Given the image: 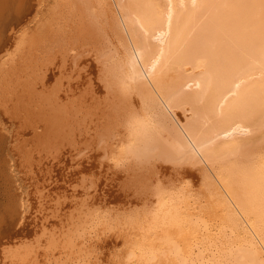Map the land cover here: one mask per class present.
I'll return each mask as SVG.
<instances>
[{"label":"bare ground","instance_id":"bare-ground-1","mask_svg":"<svg viewBox=\"0 0 264 264\" xmlns=\"http://www.w3.org/2000/svg\"><path fill=\"white\" fill-rule=\"evenodd\" d=\"M63 1L45 44L113 39L98 72L37 57L33 0H0V108L31 143L16 149L26 192L1 205L0 264H264V0ZM117 162L137 177L117 170L113 190ZM172 162L202 178L161 176Z\"/></svg>","mask_w":264,"mask_h":264},{"label":"rangeland","instance_id":"rangeland-1","mask_svg":"<svg viewBox=\"0 0 264 264\" xmlns=\"http://www.w3.org/2000/svg\"><path fill=\"white\" fill-rule=\"evenodd\" d=\"M41 1V2H40ZM33 0V11H34V13H33V18H31L32 20L29 22L30 24H27V25H29L28 27H27V32L28 33H30V34H33V33H40L41 31L43 32V30H44V32L43 33H40L41 34V36L38 34L37 36H40V38L42 39H38L37 37H35L36 36V34H35V36L33 37L34 38V40H35V38H37V40H33L34 42H35V46H34V49L32 50V52L34 53V54H37L36 56L38 57V56H40V58H42V60H44V59H46V58H49V55L51 54L52 56H53V54L54 55H57V56H54V57H56V58H54L55 59V61H57L58 60V62H59V59L62 57V59H60V61H64V62H66L65 64H66V66L64 65V67H67L66 69H68L69 68V70H67V72L68 71H71V69H72V71L71 72H73V73H76V71L78 72V73H80L81 72V70L83 71V72H81L80 74H81V76H83L84 75V77H85V74H86V76L88 75V71H89V69H91V70H97L98 69V66H100L99 64H100V62L99 63H97L98 61H100L99 60V56H100V54L99 53H101V51L104 49V51H106L105 49L108 47V45L106 44V42L108 41L109 43L111 42V41H114L113 39H110V41L107 39V40H105L104 41V39L102 40V38H101V41H99L100 40V38L98 39V41H92V40H90L89 39V41L91 42H89L88 40L86 41V43L88 44L87 46L86 45H84V44H86L85 42H84V44H83V41H82V43H81V41L79 40V39H74V41H76L75 43H77V40L83 45V48H84V50H79L80 48V45H79V43H77V45H73L74 46V48L71 46H68L69 45V43H70V41H71V43L72 44H75L74 43V41H73V39H71L70 41L69 40H67V41H65V43H63L62 44V41L64 42V40H60L61 38L63 39V37L61 36V38H60V36H56L55 38L54 37H49L50 36V34H49V30L47 31V29H48V26H47V24H51L52 25V20H53V16H54V14L53 13H55V11H53V10H57V9H60L63 5H64V7H62L61 8V11L62 10H64V11H62V13L63 12H66L67 13V8H66V6H65V4H63V0H60L61 2V7H60V3H58V5L57 6H55L56 4H57V1H55L56 2V4L54 5V1L53 0ZM59 2V1H58ZM39 4V5H38ZM55 6V7H58L59 6V8H56V9H52L53 7ZM40 7V8H39ZM54 7V8H55ZM39 9V10H38ZM52 9V10H51ZM36 10H38V13L36 14L35 13V11ZM59 11V10H58ZM57 11V12H58ZM37 12V11H36ZM60 12V11H59ZM61 12L59 13L60 15L62 14ZM65 13V14H66ZM49 14H51V16H52V19H51V17H50V15ZM56 14V13H55ZM31 15V13L30 14H28V16H25V17H29ZM58 14H56V16H57ZM63 15H64V13H63ZM63 15H61V17H63ZM67 15V14H66ZM66 15L64 16V19H65V17H66ZM55 16V17H56ZM24 17V18H25ZM31 17V16H30ZM58 17H59V15H58ZM58 17H56L55 19H57V20H59L60 21V19H63V18H60V19H58ZM64 19H63V21H64ZM56 21V20H55ZM58 21V22H59ZM46 23V24H45ZM53 23H54V21H53ZM56 23V22H55ZM54 23V24H55ZM60 23H63V22H60ZM64 23H67L68 24V21L67 22H65L64 21ZM45 24V25H44ZM50 24H49V26H50ZM52 25L53 27H52V29L55 27V25ZM66 24V25H67ZM26 25V26H27ZM59 25V24H58ZM62 25H64V24H61V28L63 27ZM44 26H45V28H44ZM65 26V25H64ZM66 27H68V26H65V27H63L64 29H66ZM43 28V30H41ZM49 29H51V28H49ZM64 29H63V31H64ZM66 30H68V29H66ZM37 31H39V32H37ZM45 31H47L48 33H46ZM46 33V34H45ZM51 34H52V32H50ZM65 33V32H64ZM43 34H45L46 36L49 34V36L47 37V44H45V35H43ZM61 34V33H60ZM66 34V33H65ZM34 35V34H33ZM53 35V34H52ZM62 35V34H61ZM54 36V35H53ZM64 36V35H63ZM43 37H44V40H43ZM105 37V36H104ZM107 37V36H106ZM49 38V39H48ZM53 38L56 40V42H55V40H53ZM56 38H58V39H56ZM64 38H65V36H64ZM110 38V37H109ZM85 40H86V38H84ZM88 39V38H87ZM93 39V38H92ZM40 40L42 41V42H40ZM58 40V41H57ZM59 40H60V42L61 43H58L59 42ZM84 40V41H85ZM32 41V42H33ZM37 41V42H36ZM48 41L49 42H53V43H51V44H55L54 46H55V48H54V46L53 45H51V46H48ZM102 41H104L105 42V45H107L106 47H102V45H104L103 44V42ZM55 42V43H54ZM67 42V43H66ZM94 42H97V43H95V44H92V43H94ZM101 42H102V44H101ZM37 43V44H36ZM70 43V45H72ZM90 43V44H89ZM98 43H100V45H101V49L102 50H100L99 49V51H97L98 50V47H96V44H98ZM43 44L45 45V47H48V49H50V52H49V50L48 51H46L47 49H45L44 47H43ZM66 44H67V46H66ZM47 45V46H46ZM49 45H50V43H49ZM64 45V46H63ZM78 45H79V47H78ZM93 45H95V46H93ZM99 44L97 45V46H100ZM104 45V46H105ZM112 45V44H111ZM32 46H33V44H32ZM65 46H66V48L69 50V48L68 47H70V50L68 51V50H66L67 51V53L65 54V50L63 49V48H65ZM76 46V47H75ZM84 46H86V48H88V49H86ZM93 47V48H95L96 50H94L93 48H90V47ZM50 47V48H49ZM58 47V48H57ZM65 48V49H66ZM72 48V49H71ZM89 48L90 49H93V50H89ZM61 49H63L62 51H61ZM76 49V50H75ZM55 50V51H54ZM60 50V51H59ZM76 52L77 50H78V53H75L74 51ZM89 50V51H88ZM45 51H46V53H47V55L48 56H46L45 55ZM65 51V52H64ZM73 51V52H72ZM95 51L99 54V56H98V59H97V55H96V53H95ZM63 52V54H61ZM72 52V53H71ZM82 52V53H81ZM88 52V53H87ZM94 52V53H93ZM103 52V51H102ZM38 53H39V55H38ZM61 55H60V54ZM91 55H90V54ZM76 54V55H75ZM87 54V55H86ZM94 54L96 55V56H94ZM63 55H64V57H63ZM66 55V56H65ZM68 55V56H67ZM77 55H82V57H80V59H77L78 61H79V63H78V65H76L77 63L76 62H74L76 59H74L75 57L74 56H76L77 57ZM90 55V56H89ZM93 55V56H92ZM46 58H45V57ZM70 56V57H69ZM66 57V58H65ZM68 57V58H67ZM92 57H95V58H92ZM58 58V59H57ZM64 58V59H63ZM78 58V57H77ZM101 58V57H100ZM65 59H67V60H65ZM93 59H95V60H98L96 63H95V65H92L94 62L92 61ZM77 61V62H78ZM82 61V62H81ZM72 62V63H71ZM75 63V66L74 67H76V66H78V69H77V67L76 68H74L73 66H71L72 64L74 65V63ZM80 62H81V64H80ZM71 64V65H70ZM79 64H80V66H79ZM69 65V66H68ZM96 65H98L97 67H96ZM70 66H71V69H70ZM84 66V67H83ZM90 66H92L91 68H88V67H90ZM93 66H94V68H93ZM80 67H81V69H80ZM88 69H87V68ZM96 67V68H95ZM76 70H74V69ZM93 68V69H92ZM80 69V70H79ZM85 69H87L86 71L88 72H86L85 71ZM75 72H74V71ZM97 72H98V70H97ZM70 73V72H69ZM82 73H85V74H83L82 75ZM79 74V75H80ZM180 112V111H179ZM22 134L23 133H20L19 131H18V124H17V122L15 121V120H11V119H8L4 114H3V112H2V110H1V108H0V172H2V173H0V206L2 205V206H4L5 207V204L6 203H8L9 201L12 203L13 202V204L15 203V199H16V197H17V199H18V196L20 197V195L21 194H24L23 192L21 193V191L23 190L24 192H26L24 189H25V185L27 184L26 182H25V180H24V182L23 181H21V180H23V179H21V178H23V175H22V173L21 174H19V172H21L20 171V168L18 167V165H17V163H18V160H17V155H16V152H17V148H18V146H20V144H21V142H22V140H21V138L22 139H24V140H26V141H29V134L28 133H24V135H26L27 136V138L25 137V136H23V137H21L22 136ZM83 134V133H82ZM77 138H79L80 139V137H76V139ZM79 139H77V140H79ZM19 141V142H16V141ZM81 141V140H80ZM29 145V146H28ZM14 146V147H13ZM31 146V143H30V141H29V144H27V147H30ZM64 146H66V150L64 151V153H65V155H63V158L64 159H67V158H69L68 156H69V152L70 151H75L77 154H75V153H73V154H75L74 156H75V158L77 157V155H78V157H77V159H75V160H81V158H82V160H83V158L86 156V154H84V153H81V151L83 152V151H85L83 148V146H80V147H77L76 145L75 146H73V144H66L65 143V145ZM71 146V147H70ZM72 146L75 148V149H73L72 148ZM76 147L78 148L77 150H76ZM69 148H71V149H69ZM78 151H80V152H78ZM87 151V150H86ZM13 152V153H12ZM68 153V154H67ZM79 153H81V154H84V155H81V154H79ZM87 153V152H86ZM88 154H89V152H88ZM84 156V157H83ZM88 156V155H87ZM86 156V157H87ZM81 157V158H80ZM74 159V158H73ZM81 160V161H82ZM84 160H86L85 158H84ZM43 162L41 163V165L43 166H47V165H50V163L47 161V162H45L46 160L45 159H43L42 160ZM118 163V162H117ZM162 163V161H160V164ZM189 163V162H188ZM186 164V163H184V166H187V167H184V166H182L183 164H179V162H176V163H171V165H170V167L173 165V164H175L174 165V167H176V168H180V167H182V170H178L177 169V171L175 172V169L176 168H170V167H168L169 166V164L170 163H165L166 164V166H165V164H162V166L164 167H162V166H160L159 168V174L161 175V176H163V174H165V176H167L168 178H173V177H177V173H179L178 174V177H179V179H185L186 180V178H187V176H189L188 178H189V180H191V182L188 180V178H187V180L185 181V180H177V181H180V182H182L181 184H183V185H185V182H187L188 181V183L190 184V185H193L194 184V182H198V180H200L202 177H201V175L202 174H200L199 175V173H202V172H199V168H201V166H200V164L198 165V163H195L194 162V166H193V164H191V163H189V164ZM119 164V167L120 166H122L121 165V163H118ZM168 165V166H167ZM179 165H180V167H179ZM44 166H43V168H44ZM198 166H199V168H198ZM48 167V166H47ZM119 167H117V169L116 168H113V172H114V170H115V177H113V174L114 173H112V171H110L109 170V172H106L107 174H106V179H107V181H108V183L110 182V180H112V183L110 182V185H112L111 187H113V190H115L114 189V187H115V185H114V183H118V181L119 180H122V179H119V176L120 177H126V174L127 175H129V174H131V177H129V179H133V178H135V177H137V176H135L134 174H135V172H134V170H136V168H134V167H132V169H127L126 167H125V169L126 170H124V168H121V169H118ZM124 167V166H123ZM136 167V166H135ZM196 167H197V170H198V174H197V172L195 171L196 170ZM17 168H18V170H17ZM134 168V169H133ZM171 169L170 171H168L169 169ZM183 168L184 169H187L188 168V170H186L189 174H195V178H199L197 175H199L200 176V178L197 180V179H195L193 176H191V175H187L186 176V174L185 173H187V172H184L185 170H183ZM139 169V168H138ZM162 169H164V171L162 170ZM172 169H174V170H172ZM202 169V168H201ZM117 170H119V173H121L119 176L117 175V174H119V173H117L116 174V171ZM120 170H121V172H120ZM123 170V171H122ZM131 170L133 171V172H131ZM166 170V171H165ZM138 171V170H137ZM174 171L175 173H172V172ZM139 172H143V170L141 171H139ZM147 172H148V169H146V172H144L142 175L141 174H139V175H141V177L142 176H144V175H148L147 174ZM163 172V173H162ZM167 172H168V174H167ZM180 172H181V174L183 173V175H181L182 177L184 176V178H182L181 176H180ZM112 174V176H111V174ZM133 173V174H132ZM171 173H172V175H171ZM170 174V175H169ZM174 174H176V175H174ZM185 174V175H184ZM197 174V175H196ZM22 175V176H21ZM138 175V174H137ZM138 175V176H139ZM169 175V176H168ZM174 175V176H173ZM135 176V177H134ZM171 176V177H170ZM185 176H186V178H185ZM191 176V177H190ZM114 178L115 179V181H114V179H111V178ZM140 177V178H141ZM145 177V176H144ZM166 177V178H167ZM175 177V178H176ZM177 177V178H178ZM181 177V178H180ZM194 178V180H197V181H194L193 180V178ZM139 178V177H138ZM176 178V179H177ZM190 178H192V179H190ZM105 179V180H106ZM116 179H119V180H116ZM125 179V178H124ZM145 179V178H144ZM143 179V180H144ZM174 179V178H173ZM184 181V182H183ZM192 181H194L193 183H192ZM120 182V181H119ZM121 183H122V181H121ZM187 183V184H188ZM195 183V184H196ZM25 184V185H24ZM119 184V183H118ZM105 184L104 183H100V186L98 187V189H102V190H105L106 192H110V190H108L107 191V188H106V186L105 187H103ZM27 186V185H26ZM102 186V187H101ZM27 188V187H26ZM104 188V189H103ZM116 188V187H115ZM112 189V188H111ZM27 190H28V188H27ZM112 190V191H113ZM105 191H102V192H105ZM108 192V193H109ZM5 193V194H4ZM8 194V195H7ZM3 195V196H2ZM11 196V197H10ZM23 196V195H22ZM6 197H7V199H6ZM9 198V199H8ZM13 198V199H12ZM6 200V201H4V200ZM4 201V202H3ZM10 202L8 203V204H6V208L7 207H9L10 208ZM3 203H5V204H3ZM0 207V215H1V213H3L2 211L4 210V207ZM2 208V209H1ZM6 214H8V212L6 211Z\"/></svg>","mask_w":264,"mask_h":264}]
</instances>
